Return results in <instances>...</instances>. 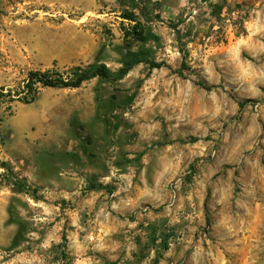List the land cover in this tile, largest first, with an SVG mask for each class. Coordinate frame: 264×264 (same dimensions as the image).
<instances>
[{
	"label": "rangeland",
	"instance_id": "rangeland-1",
	"mask_svg": "<svg viewBox=\"0 0 264 264\" xmlns=\"http://www.w3.org/2000/svg\"><path fill=\"white\" fill-rule=\"evenodd\" d=\"M1 88L0 264H264V0H0Z\"/></svg>",
	"mask_w": 264,
	"mask_h": 264
},
{
	"label": "trees",
	"instance_id": "trees-1",
	"mask_svg": "<svg viewBox=\"0 0 264 264\" xmlns=\"http://www.w3.org/2000/svg\"><path fill=\"white\" fill-rule=\"evenodd\" d=\"M134 33L138 35V38H144L141 31L135 30ZM139 63L149 64L153 68H160L167 65L165 61H155L148 55L128 52L125 56L123 65L115 71L104 62H93L86 67L76 66L74 67L72 76H65L61 71L55 69L31 70L24 82L23 89L15 95L19 100L29 103L34 101L40 87L78 88L85 81L95 77L120 80ZM180 73L183 74V71L181 70ZM210 88L211 87H207V89ZM1 89L0 98L13 94L12 89H8L7 92H5L4 88ZM243 105L244 102L240 103L241 107H243Z\"/></svg>",
	"mask_w": 264,
	"mask_h": 264
}]
</instances>
